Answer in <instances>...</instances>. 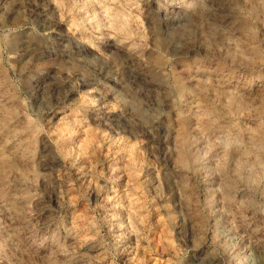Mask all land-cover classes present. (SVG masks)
<instances>
[{
    "label": "rangeland",
    "instance_id": "obj_1",
    "mask_svg": "<svg viewBox=\"0 0 264 264\" xmlns=\"http://www.w3.org/2000/svg\"><path fill=\"white\" fill-rule=\"evenodd\" d=\"M0 264H264V0H0Z\"/></svg>",
    "mask_w": 264,
    "mask_h": 264
}]
</instances>
